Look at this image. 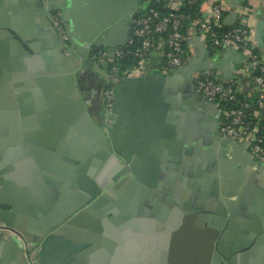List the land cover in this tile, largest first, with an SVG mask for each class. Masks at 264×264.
I'll list each match as a JSON object with an SVG mask.
<instances>
[{
	"label": "water",
	"instance_id": "water-1",
	"mask_svg": "<svg viewBox=\"0 0 264 264\" xmlns=\"http://www.w3.org/2000/svg\"><path fill=\"white\" fill-rule=\"evenodd\" d=\"M32 1L48 20L57 44L40 53L36 46L26 45L25 36L7 28L9 20L1 25L2 36L11 37L9 43L16 40L31 62L15 82L4 77L0 83V119L12 117L8 125L15 133L5 142L17 145L21 153L11 164L6 163L10 153L1 155L0 224L34 246L37 264L97 260L105 264L114 248L132 261L138 254L142 264H241L240 249L225 245L221 249V230L225 217L226 229L236 223L235 218L258 226L264 222V164L253 160L243 144L221 133L219 111L195 91L193 77H211L217 70L226 78L222 69L227 58L234 60L225 68L232 75L234 66L244 63L243 57L231 49L221 52V62L211 61L206 67L209 73L196 69L192 57L170 75L159 69L132 78L115 75L110 81L112 107L106 113L111 123L105 126L87 108L77 76L82 66L89 65L108 80L96 60L86 57L91 42L109 26L111 33L123 31L122 41L93 45L111 53L123 46L138 1L71 0L69 11L60 16L68 39L90 33L82 50L71 45L68 50L58 35L50 0ZM238 4L239 0L230 3V17H236ZM119 10L126 11L124 17L115 13ZM257 29H263L260 23ZM257 42V49L264 50ZM24 82L32 88L34 100L27 106L22 104L28 97ZM180 83L183 89L177 86ZM212 111L216 116L209 123L201 114ZM119 122L127 123V132L117 130ZM4 123L0 120V133ZM157 178L165 187L155 186ZM246 201L251 204L249 216ZM152 205L156 217L144 212ZM84 220L90 224H82ZM0 248L11 264H25L15 243L0 237Z\"/></svg>",
	"mask_w": 264,
	"mask_h": 264
},
{
	"label": "built area",
	"instance_id": "built-area-1",
	"mask_svg": "<svg viewBox=\"0 0 264 264\" xmlns=\"http://www.w3.org/2000/svg\"><path fill=\"white\" fill-rule=\"evenodd\" d=\"M45 3L46 0H41ZM137 13L129 22L130 33L126 43L117 47L112 53L105 49L99 55H92L96 62L106 68L108 74V88L102 92L104 107L107 112L112 107L111 82L115 75L120 78H132L144 75L149 71V58L154 57L158 69L167 75L186 65L192 58L189 50L191 39H198L207 48L231 49L238 52L244 59L237 72L246 77L250 86L244 94V100L238 99V90L232 82H223L208 76L193 77V86L207 101L216 108L220 104L234 103V109L224 112L228 119L218 126L224 136L243 144L250 157L264 164V58L258 55L256 45L252 41V11L249 5L239 3L235 7L236 24L221 35H217L215 28H221L224 18L230 10V3L235 0H137ZM153 3L163 12L149 8L139 15L140 3ZM185 2V3H183ZM197 6V15L180 11L185 5ZM51 22L58 35L65 41L70 50L68 38L64 30V22L60 15H51ZM133 39L138 40L139 46L130 48ZM131 55L139 58L138 65L124 67L121 60ZM157 63V62H156ZM0 229L16 237L24 253L25 264H37L35 248L29 245L14 230L0 226Z\"/></svg>",
	"mask_w": 264,
	"mask_h": 264
},
{
	"label": "crops",
	"instance_id": "crops-1",
	"mask_svg": "<svg viewBox=\"0 0 264 264\" xmlns=\"http://www.w3.org/2000/svg\"><path fill=\"white\" fill-rule=\"evenodd\" d=\"M4 0H0V83L3 81L4 77H9L7 81L15 82L14 80L17 78V74L21 71H27L29 69L30 65V55L23 50V48L19 45V43L12 39L13 43H9V40L11 37L7 38L6 36H2L4 29L1 25H3V20H9L8 27L12 29L14 32L17 31L19 35L25 36V43L28 46H36L40 51V53L44 52V49H54L57 44V39L53 32L50 31L51 27L44 15L38 13L35 10V4L32 0H5L8 1V5H3ZM175 1H182V0H175ZM243 3L246 5H249L252 11V30H251V37L253 43L257 46L259 40V43L264 46V0H239V3ZM50 8L52 15L55 12L60 11V15L68 12L69 8L71 6V0H50ZM241 3V4H242ZM84 5V3H81ZM118 13L119 16L124 17L126 11L125 10H119L115 12ZM61 17V16H60ZM260 23L261 29L260 31L257 29V24ZM223 24L226 26H233L236 24V17H230L229 13L223 20ZM83 29V27L81 28ZM106 32L102 35V38H100L99 41H103L105 45H113L116 43H120L123 38V31L121 29L116 30L115 32H110V27L108 26ZM83 32V30H81ZM7 32V30L5 31ZM80 32V34H82ZM110 32V33H109ZM85 35H78L77 39L75 36L69 37L68 44L71 45V47H74L77 50H82V46L84 43L87 42L90 33L88 31H84ZM89 33V34H88ZM263 36V37H262ZM3 41H6V46H1ZM192 42V43H191ZM93 45V44H92ZM95 47H104V46H95ZM92 48V47H91ZM105 48V47H104ZM106 49V48H105ZM189 50L191 51L192 57H195V64L194 67L196 69H202L200 72L209 73L210 69L206 67L210 65L211 61L213 62H221L220 54L221 52L228 51L229 49H224L222 51H217L214 49L212 57L209 56V51L211 48H207V51H205L202 47H200L198 41L196 39H191L189 43ZM259 50V49H258ZM261 52V55L264 58V50H259ZM88 52V56H92V54ZM227 62L225 64V68H227L229 65H231L234 61L233 57H229L226 60ZM149 72L154 69H158V65L155 61L149 62ZM240 65L234 66V74L230 75V72L227 71V69H222L223 74L227 75L226 78L223 77L220 71H213V75L211 76L214 79H217L219 81L223 82H232L235 86V88L238 90L240 94H246L250 86L247 82V79L245 76L239 74L237 72V69ZM101 69V67L99 66ZM205 68V69H204ZM102 70V69H101ZM196 72V71H195ZM195 74V73H194ZM104 76L102 73L95 70L92 66H82L80 68L79 74L77 76V81L79 85V90L83 98L87 102V108L90 109V112L92 114V102L90 100V93L91 89L94 85L100 84V82L104 81ZM184 84V83H183ZM16 85V84H15ZM23 86L25 87L26 94L28 97L23 98V105H31L33 104V96L31 95V87L27 88V84L24 82ZM30 100V101H29ZM29 101V102H28ZM204 107L202 108V110ZM201 110V112H202ZM206 112V111H205ZM202 113L201 115L205 117L206 121L209 123L214 122V117L216 116V113L212 111L207 113ZM93 116V114H92ZM23 117V116H22ZM94 117V116H93ZM25 119V118H23ZM95 119V118H94ZM1 121L5 122L2 124V131L4 133H0V159L3 157L1 155H4L5 153H10L11 157L7 158L6 163H13L14 161L20 159L19 154H21L18 150L19 147L17 145H8L5 141H10L12 138L15 137V133L12 132L11 127L8 125L13 118L7 117L4 119H0ZM96 120V119H95ZM116 121V118L114 119ZM97 121V120H96ZM208 123V124H209ZM119 128L117 129L121 133H125L128 130V125L126 122H119ZM206 124V123H205ZM11 125V123H10ZM210 125V124H209ZM116 126L113 129H115ZM25 134L27 135L28 132L26 131ZM143 144V142H142ZM161 145V144H160ZM19 153V154H18ZM162 172V171H161ZM165 179H169V175L165 173ZM155 186L161 185L164 186V181L160 178H157L155 180ZM162 190V189H161ZM137 199V198H136ZM138 201H140V198H138ZM248 209H246V213L249 216L251 209V204L247 203L246 206ZM51 206L48 207L47 211L50 210ZM145 214L147 213L150 216L156 217L158 215V212H155V210H151V207L147 206L144 210ZM152 213V214H151ZM253 213V211H252ZM118 214H122V212H118ZM111 213H107V217H111ZM226 223L224 224V228H222L221 232L224 233L223 237H221L220 242L221 249L224 248V245L226 248L229 249H240L239 252H237L241 257V264H264V222L261 220V225H255L252 220L247 221L245 224L244 222L237 221L236 223H230L227 226V229L225 228V225L228 222V217H225ZM251 222V224H250ZM90 224L88 220L82 221V224ZM0 226L3 227L2 224ZM86 226V225H83ZM225 229V230H224ZM245 232V233H244ZM0 237L3 240L11 241L16 244V246L21 249L22 247L19 242V240L14 237L12 234H10L7 231H4L0 229ZM2 242V241H1ZM4 242V241H3ZM34 248V246H32ZM116 248L111 250L108 253V256L105 260V264H142V261L139 260L138 254L135 255L134 261L128 258L127 255H122V253L115 251ZM238 254L235 253V255L238 256ZM13 260L6 258V256L3 255L2 250L0 248V264H11ZM259 262V263H258ZM92 264H103L101 260H97L95 262H92Z\"/></svg>",
	"mask_w": 264,
	"mask_h": 264
},
{
	"label": "trees",
	"instance_id": "trees-1",
	"mask_svg": "<svg viewBox=\"0 0 264 264\" xmlns=\"http://www.w3.org/2000/svg\"><path fill=\"white\" fill-rule=\"evenodd\" d=\"M183 3H185V2H183ZM242 3V2H241ZM243 4V3H242ZM149 8H154V9H157L158 11H161V12H163V10L158 6V5H155V4H153V3H140V10H139V15H142V14H144L145 12H147V10L149 9ZM180 11H182V12H185V13H190V14H193V15H197L198 14V11H199V9H198V7L197 6H189V5H187V4H185L182 8H181V10ZM54 14V13H53ZM229 28V26H226V25H224L223 24V22H222V27L221 28H215L214 29V31L216 32V34L217 35H221V34H223L227 29ZM132 47H130V48H136V47H138L139 46V42H138V40H136V39H133V44L131 45ZM103 50H105V48L104 47H92L91 48V54L92 55H99V53L101 52V51H103ZM215 50H217V51H222L221 49H215ZM255 52L258 54V55H260L262 58H263V56L261 55V52L258 50V49H256L255 50ZM149 62L150 61H155V62H157V65H159V66H161L162 65V63H158V61H156L155 59H154V57H150L149 59ZM139 61H140V59L139 58H135V57H133V56H131V55H126V56H124L123 58H122V60H121V63H122V65L124 66V67H132V66H136V65H138V63H139ZM211 79H212V77H210ZM109 86L108 85H106L105 87H104V89H106V88H108ZM244 98H245V95L244 94H238V99L239 100H244ZM235 107H237V105L236 104H234V103H225V104H220V106L217 108L218 109V111H219V117H218V121L220 122V123H226L227 121H228V119L225 117V115H224V112L225 111H227V110H230V109H234ZM264 125V124H263ZM261 144L264 146V139L262 140V142H261Z\"/></svg>",
	"mask_w": 264,
	"mask_h": 264
},
{
	"label": "flooded vegetation",
	"instance_id": "flooded-vegetation-1",
	"mask_svg": "<svg viewBox=\"0 0 264 264\" xmlns=\"http://www.w3.org/2000/svg\"><path fill=\"white\" fill-rule=\"evenodd\" d=\"M131 10H129L126 14V16L128 15V13H130ZM57 14L60 13L59 12H55ZM60 15V14H59ZM107 29H100V34L97 35V37L94 38V40L91 42V47H95L94 45H92L94 42H98L100 40V38L102 37V35L104 34V32H106ZM101 69H103L106 73V68L103 67L102 65L98 64ZM110 84L108 80H104L102 82H100V84H96L93 86V88L91 89V92L90 95V100L92 102V114L94 116V118L97 120V123L99 124H103V125H108L111 123L110 121V118L111 116L107 115L106 113H108L106 110H105V107H104V100H103V97H102V92L104 90V87L106 85ZM179 88L183 89L184 87V84L183 83H180V85H177ZM111 111V110H110ZM109 111V112H110ZM124 176H126V174H123V176L120 178L122 179ZM119 181V180H118ZM116 182H113L112 184H110L109 186H107L105 189L101 190L100 193H102L103 191H105L106 189L112 187ZM146 203H148L147 199L145 200ZM155 208V205H152L151 207V210Z\"/></svg>",
	"mask_w": 264,
	"mask_h": 264
},
{
	"label": "rangeland",
	"instance_id": "rangeland-1",
	"mask_svg": "<svg viewBox=\"0 0 264 264\" xmlns=\"http://www.w3.org/2000/svg\"><path fill=\"white\" fill-rule=\"evenodd\" d=\"M103 65V64H102Z\"/></svg>",
	"mask_w": 264,
	"mask_h": 264
}]
</instances>
